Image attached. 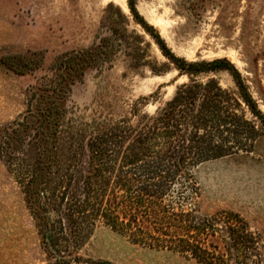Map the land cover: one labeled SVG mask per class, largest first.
Returning a JSON list of instances; mask_svg holds the SVG:
<instances>
[{"label": "rangeland", "instance_id": "obj_1", "mask_svg": "<svg viewBox=\"0 0 264 264\" xmlns=\"http://www.w3.org/2000/svg\"><path fill=\"white\" fill-rule=\"evenodd\" d=\"M137 8L176 55L231 61L264 113V0H137ZM97 47L109 52L107 59L86 66L81 77L59 64L67 53ZM4 55H23L33 67L15 72L2 63ZM192 78L215 79L237 99L223 103L224 109L258 131L232 120L224 137L235 152L192 169L197 210L203 216L239 213L262 236L264 261V129L227 70ZM190 80L134 21L127 0H0V264H57L59 256L66 264H197L178 252L135 244L100 220L84 237L64 217L62 196L71 175L82 191L91 140L121 119L135 127L144 116H155ZM52 101L64 113L57 130L51 123L46 133L58 156L46 184V210L59 256L46 248L36 225L39 199L28 200L23 192L39 155L37 104ZM25 125L8 147L6 132Z\"/></svg>", "mask_w": 264, "mask_h": 264}, {"label": "trees", "instance_id": "obj_2", "mask_svg": "<svg viewBox=\"0 0 264 264\" xmlns=\"http://www.w3.org/2000/svg\"><path fill=\"white\" fill-rule=\"evenodd\" d=\"M127 2L134 21L155 40L176 69L191 76V80L180 85L173 98L155 116H144L135 127L121 119L90 141L88 175L82 181V191L77 179L69 177V189L62 195L67 197L64 217L74 229L85 232L84 237L100 220L135 244L178 252L197 264H264L263 238L239 213L221 211L203 216L197 210L195 200L199 187L192 169L204 161L235 152L234 146L225 143L227 137H224L232 120L246 126L251 133L258 131L254 123L224 109L223 103L237 102V99L225 93L215 79L202 82L192 76L227 70L242 100L263 129L264 113L231 61L226 58L189 61L176 55L157 28L139 12L137 0ZM108 54L101 47L67 53L59 64L73 72L74 77H81L86 66L104 62ZM23 58V55H4L1 61L24 74L33 64ZM36 111L41 117L38 122L41 126L39 155L23 192L28 200L39 199L38 209L33 208L36 225L46 248L59 256L46 210L50 203L46 184L51 172L58 168V156L54 145L48 146L50 135L46 133L51 123L57 130L64 113L56 101L47 105L39 102ZM26 125L22 130L12 128L6 132L8 147L17 143ZM79 190L84 199L78 197ZM56 261L66 264L60 256Z\"/></svg>", "mask_w": 264, "mask_h": 264}]
</instances>
